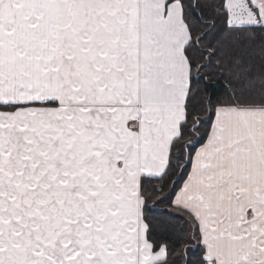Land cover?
<instances>
[{"label": "snow or ice", "instance_id": "snow-or-ice-1", "mask_svg": "<svg viewBox=\"0 0 264 264\" xmlns=\"http://www.w3.org/2000/svg\"><path fill=\"white\" fill-rule=\"evenodd\" d=\"M0 264H264V0H0Z\"/></svg>", "mask_w": 264, "mask_h": 264}]
</instances>
